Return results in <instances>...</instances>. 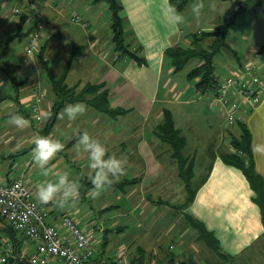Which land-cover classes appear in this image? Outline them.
<instances>
[{
    "label": "crops",
    "instance_id": "obj_1",
    "mask_svg": "<svg viewBox=\"0 0 264 264\" xmlns=\"http://www.w3.org/2000/svg\"><path fill=\"white\" fill-rule=\"evenodd\" d=\"M33 1H37L41 5L44 18L47 21V27L41 40V48H44V59L53 69L54 76L59 78L66 73L65 83L68 87L73 88L77 94L83 93L82 95L86 99L75 103L85 104L87 110L83 115H79L71 121L63 114V121L59 122L63 108L50 132L44 133L41 125L47 117L49 119L57 98L48 73L39 60L38 54L41 51L25 64L28 36L15 37L17 33L24 34L29 31L33 27V21L21 26V16H17L14 21H11L9 17L8 19L2 18L0 20V49L6 48V53L3 57L4 67L0 63V125L5 126V129L0 133H2L1 138L4 142L8 145H15L13 147L17 151H27L29 149L27 145H33L32 148H34L33 140L36 136H48L60 143L69 142L70 147L59 152L60 155L65 156L66 161H69V157L73 161L77 159L89 161L88 154L83 151L82 147L77 148L76 146L78 135L87 131L107 148L109 156L128 159V169L134 172V178H129L131 184L126 185L124 190L112 185L110 188L111 190L118 189L122 192H129V198L134 206L133 210L135 212L142 210L140 212L142 216H140L139 224H137L140 232L130 239L132 244L128 248L125 244L121 247L125 251L127 249L135 251V254L132 252L133 256L137 254L138 249L143 251L145 257L143 264H183L184 261H188L189 264H217L218 262V264H264V222L261 208L255 200L256 194L244 171L240 167L228 164L222 157V154L233 151L231 142L234 137L240 136V129L236 125L228 126L226 109L218 105L213 93L207 97L208 100L204 107L207 108L206 115L209 118L211 116V119L214 120L216 110L219 108L225 117V124L218 131L219 137H221L220 145L218 146V142L215 140L212 143L213 147H208L205 150L208 156L205 165L198 163L197 150L192 151L190 149V152H187L189 149L187 139L185 154L195 158L196 163H198L196 171L201 173L200 178L198 177V180L194 181L197 192L188 212L203 222L208 230L215 234L219 240L221 252L225 256H218L206 243L199 241L196 231L189 228L188 225L187 229L182 231L170 226L174 218L167 215L158 218L154 216V213L163 210V206L174 207L168 201L163 200L162 196L155 197L154 195L157 193L170 196V193L184 192V195H180L182 201H179L178 206L184 205L187 199V190L179 176L178 163L173 159L169 145L159 139L156 130H150V137L147 136V128L150 129L151 127L149 120L153 117L154 112L152 109L153 102L159 101L160 97L166 98L172 91V87L169 89L171 78L169 80L168 74L178 73L167 51L182 46L183 43L184 45L191 43L184 36L187 27L189 29V24L185 21L179 25L172 22L173 10L170 0H120L123 7L121 16L125 37L130 47L133 50L138 49L140 57L146 61V64L142 66L133 59L121 57L116 50L113 43V15L111 21L101 22V17L107 9L104 6L107 4L105 1L27 0L22 8L27 7ZM65 3H70L75 6V9L80 8L86 12L85 15H81L74 11L75 14L72 16V18L76 15L83 16L87 23L86 26L75 23L79 26V29L75 30L76 32L61 30L59 24L61 18L64 17L61 5H65ZM107 6L109 8L108 4ZM175 14L182 15V11L175 12ZM27 25L28 28L25 30ZM211 25L214 28L218 26L215 22ZM214 28L209 32L213 31ZM80 29L86 34L84 42H79L80 36L77 32ZM9 39H13L10 44H8ZM260 48L253 50L255 56ZM63 54L64 68L62 71H57L54 59ZM253 58H250V54H246L245 60H241L240 56L237 55L233 72L235 73L237 68L247 61L250 62L251 59L253 61ZM165 71L168 72L166 78H164ZM259 73L264 78V63L260 65ZM70 79L73 80L71 85H69ZM35 84H42V90L44 89L47 95L41 118L33 115L29 107L31 90L36 86ZM98 85H103L102 91H108L111 109H122L128 112L127 115L140 111L144 113L140 116L143 120L133 123L120 122L115 119L121 115L111 116L95 107L91 102L95 95L83 91L87 87ZM161 91H164L162 95ZM181 92L183 96L193 95L195 97L194 91L191 93V87L188 84L183 85ZM195 92L200 95L197 89ZM163 109L164 107L156 112L155 118L158 123L163 120ZM11 115L23 116L30 121V126L17 128L9 124L8 120ZM172 116L177 129L182 132V129L177 125L174 114ZM243 122L252 133V149L256 170L264 178V93L258 106L244 108ZM192 129L194 130V126ZM33 134L34 136L31 137ZM57 159L55 157L50 165H52L54 173H62ZM13 167L11 164V169L6 170L0 166V180L2 182L7 183L22 179L31 188L33 183H39L37 180L34 181L29 174L30 170L34 168L32 159L23 166L24 170L21 173L13 172ZM89 171L90 169L87 171L88 176H84L81 180L79 192H86L92 188ZM34 187L37 189L36 185ZM130 187L132 189L128 191L127 188ZM32 190L34 192V188ZM136 192L139 193L138 196L135 194ZM52 205L54 203L49 202L48 206L51 207ZM105 207L108 206L103 205L104 209ZM114 208H119V206L116 205ZM146 208H152L149 214ZM172 210L174 211V208ZM61 216L54 214L52 222H57ZM180 219L179 223L184 222L183 216ZM164 220L168 224L165 231H162ZM77 221L81 226L79 220ZM91 222L96 223L89 221L85 225ZM103 227L106 230L103 233L104 241L97 248L96 256L91 264H106L107 261L105 256L109 240L106 233L112 229L107 228L106 225ZM127 227L126 224L121 228H124L121 235L126 232ZM114 233L120 234L118 231ZM187 233L190 234V237L188 235L185 237ZM168 236L173 239L169 248L164 245L165 237L168 238ZM121 247L119 249H122ZM207 253L217 256L218 262H212L208 259ZM132 258L134 257H129L130 264ZM229 258L231 260H228Z\"/></svg>",
    "mask_w": 264,
    "mask_h": 264
},
{
    "label": "rangeland",
    "instance_id": "obj_2",
    "mask_svg": "<svg viewBox=\"0 0 264 264\" xmlns=\"http://www.w3.org/2000/svg\"><path fill=\"white\" fill-rule=\"evenodd\" d=\"M63 2V0H61ZM233 1L235 0H203L204 7L201 11V14L199 18H197L193 12H192V5L197 3L198 0L195 3L188 4L182 11V15L184 13V21L189 24V29L187 27L186 32L184 33V36H186L191 43L189 45H182V47H195L196 44H193L196 39L193 38L194 34H198L201 32H209L214 27H211L213 25L211 24H220L224 18V15L233 7ZM27 0H0V5L2 6L1 12H0V20L3 18L9 17L11 21H14L17 18V15L13 13L14 8H22V5L26 3ZM67 2V1H66ZM31 4H37L38 7L40 4L37 3V1L30 2L27 7L22 8L24 10H29V6ZM93 5V4H92ZM107 9L105 10V14L101 17V22L104 23L106 20H112V13L110 12L107 4H104ZM61 8L64 12V17L61 18L59 27H61V30H70L69 32H76V29H79V26L76 25L71 21L72 16L75 14L74 11L79 12L81 15H85L86 12H83V9L76 8L75 6H72L70 3L65 5H61ZM40 9V8H39ZM43 11V10H42ZM184 11V12H183ZM80 15V16H81ZM223 16V17H221ZM83 18V16H81ZM212 22V23H211ZM183 24V23H182ZM28 25L26 26L25 30H27ZM211 28V29H210ZM215 29V28H214ZM190 30V31H189ZM192 30V31H191ZM103 31V30H102ZM105 32V31H103ZM102 32V33H103ZM78 35L80 36L79 42H84L86 39V34L82 32V30H78ZM44 34V32H43ZM42 34V37H43ZM43 38H41L42 40ZM215 39H204L202 42V49L204 50V53H206V49H208L211 41H214ZM194 41V42H193ZM227 43L237 52V55L240 56L241 60H245L246 54H250V58L256 59L255 53L253 50L260 48L264 46V7H252L242 15H240L235 23L231 26L229 29V32L227 34ZM182 44V43H181ZM40 50H41V42H40ZM258 52V51H257ZM256 52V55H257ZM26 53V52H25ZM254 53V54H253ZM37 54V53H36ZM35 54V55H36ZM37 56V55H36ZM34 57V56H32ZM32 57L27 59V55L24 58V63L27 64L30 62ZM27 59V61H26ZM252 60V59H251ZM250 60V61H251ZM56 65L57 71H62L65 65V59L64 54L62 56H56L54 59ZM247 61L246 63H248ZM200 63L199 59H194L190 63H188L185 68L174 75H169L167 71L166 74H164V78L168 77L169 80L171 78V84L169 85V89L172 87V91L164 97H160L159 101L153 102V117L149 120L150 124L147 128L148 134L147 136L150 137L149 131L150 130H156L158 129V126L160 123L156 121V112L164 107L163 110L170 111V113L175 116V119L177 121V125L179 128L182 129L183 134L188 139V145L189 149H187V152H190V149L192 151L197 150L198 151V163H203L205 165V162L208 161V156L205 153V150L208 147H213L212 143L217 140L218 146L220 145L221 137H219V130H221L224 126L225 117L223 116V113L219 110V108L216 110V118L214 120L211 119V116L209 118L207 113L205 112L207 108H204L206 106L207 98H204V96L196 94V81H189L187 78L188 72H190L193 68H195ZM213 64L216 69V74L221 76L222 78L228 77L233 73V68L236 65V59L235 56L229 52V51H222L221 53H218L215 55ZM241 67V66H239ZM168 74V76H166ZM165 82V81H163ZM73 84V80L70 79L69 85ZM188 84L191 87V93L194 91V96L191 95H185L183 96V93L181 92V89H183V85ZM36 85V84H35ZM163 86V85H162ZM168 89V88H167ZM38 91L39 93L43 94V101L41 103L40 111L38 113H35L33 111V105L36 101L35 98V91ZM164 93V91H161V95ZM190 93V94H191ZM46 92L43 89L42 90V84L36 85L31 90V103L29 105L31 109V113L33 115L38 116V118H41L43 115V108H44V101H46ZM165 96V95H164ZM186 98V99H184ZM188 101V102H185ZM189 103V104H188ZM218 105L221 106L220 103ZM218 106V107H220ZM203 111V112H202ZM52 112V111H51ZM63 114L60 115L59 122L63 119ZM121 115L119 118L115 120H119L120 122H138L142 121L143 119L140 117L142 112H133L131 115ZM226 114V120H227V111H225ZM65 115V114H64ZM108 117V116H107ZM164 118V116H163ZM47 119L43 121L41 128L44 129L45 125L47 123ZM112 119V118H110ZM114 120V119H112ZM212 120V121H211ZM63 121V120H62ZM145 124V123H144ZM0 125V132H3V129H5V126ZM192 126H194V130L192 129ZM229 126V125H228ZM143 128V127H142ZM126 129H128L126 127ZM202 134V135H200ZM43 135V133H42ZM2 133H0V166L4 167L6 170L11 169V164H13V172H22L23 166H25L30 159H32V146L33 145H27L29 148L27 151H17L16 148L13 146L15 145H8L4 142V140L1 138ZM34 134L31 136L33 137ZM227 143V142H226ZM64 145V150H67L70 147L69 142L62 143ZM229 145V144H228ZM31 147V148H30ZM13 148V149H12ZM225 150V147H223ZM14 152L13 154H11ZM186 153V149L184 151ZM56 158H58V165H60L62 173H67L69 176V179L73 180V182L77 183L79 186L81 184V180L84 176H88V169H89V161H84L82 159H77L76 161L70 160L66 161L64 155H60L58 153L56 155ZM200 158V159H199ZM127 161L126 169H128V159H125ZM52 162V161H50ZM196 163V165L198 164ZM52 165H48L52 169V173L50 175L53 176H43L42 170L39 169L35 164L34 168L30 170L29 174L31 177H33L34 181L37 180L39 183L43 181H50V182H57L58 176L56 173H54ZM203 171V170H200ZM126 174L118 181H115L112 185L116 183H123L127 180H130L129 178H134V172L131 169H128L125 171ZM55 174V175H54ZM201 173L199 174L198 171H196V178L194 181L196 182L198 180V177L200 178ZM39 183H36L32 185V188H34V198L39 200L37 197V189L34 187L37 186ZM89 185V184H88ZM92 185V184H91ZM80 188V187H79ZM85 188V187H84ZM144 188V187H143ZM142 188V190H144ZM132 188H127L128 191H130ZM88 189L86 192H79V198L75 202V204H66L64 207L58 206L56 203L50 207V211L52 215L58 214L61 216L63 213L69 214L76 220H79V222L82 224L81 226L84 227L85 224L89 221L96 222L95 224H98L99 226L106 225L107 228H111L110 232L108 233V247L106 250V256L105 259H113L115 261V253L118 251H124L127 256V259L125 262H122L121 264H130L129 263V257H135L132 255V252L135 251L131 249H127L125 251L124 248L121 246L123 244L130 246L132 244L131 238L134 237L135 234H137L139 231V227L137 224H139L140 216L142 214L141 211H134V206L132 205V201L129 198V192H122L118 189L111 190L110 187H106L105 190H103L98 198H92L89 195ZM143 192V191H142ZM145 192V191H144ZM138 196V192L135 193ZM184 195V192H176L174 194H169L170 196H167L164 193H157L156 196H162L163 200L168 201L172 206H178L180 203L179 201H182L180 199V195ZM103 205H107L108 207L103 208ZM116 205L119 206V208H114ZM114 206V207H113ZM110 208V209H109ZM161 209V208H160ZM170 206H163V210H161L158 213H154L155 218H158L159 216H170L174 218L172 225V228H179L182 231H185L187 229V223L180 222L181 215L180 213L176 212V210H171ZM145 210V208H144ZM152 208H146L147 213L151 212ZM53 216L50 218V221L53 220ZM91 219V220H90ZM166 220L163 221V230L165 231L166 225L168 224ZM127 224L126 232L121 235V232H118L120 234L114 233L117 231L118 227L122 228L124 225ZM175 228V229H176ZM124 229V228H123ZM160 231V229H158ZM106 231V230H105ZM165 233V232H164ZM189 233V232H188ZM186 234L190 237V234ZM125 240V241H124ZM173 239L168 236L165 237L164 245L169 248L171 245V241ZM104 239L102 238L103 242ZM100 246L97 245V248ZM121 247L122 249H119ZM131 248V247H130ZM118 249V250H117ZM121 253V252H120ZM137 256V255H136ZM207 258L210 259L212 262H218L217 256H213L211 254L207 253ZM219 263V262H218ZM217 263V264H218Z\"/></svg>",
    "mask_w": 264,
    "mask_h": 264
},
{
    "label": "trees",
    "instance_id": "obj_3",
    "mask_svg": "<svg viewBox=\"0 0 264 264\" xmlns=\"http://www.w3.org/2000/svg\"><path fill=\"white\" fill-rule=\"evenodd\" d=\"M102 1H105L109 5V8L113 13V43L115 44L116 50L120 53L121 57H128L130 59H133L137 62L138 65L142 66L146 64V61L140 57L139 50H133L127 43L124 33L123 18L121 16L123 7L120 4V0ZM193 1L195 0H170V4L172 10H174L175 12H179ZM254 6L264 7V0L233 1V7L224 15L222 22L218 24V26L213 31L207 33L201 32L193 35V38L196 39L195 42L193 41V44H196L195 47L189 46L185 48L182 46H178L167 51L168 56L173 60V65L176 72L182 71L185 66L192 60H200V63L190 72H188L187 78L189 81H196V89L198 92H201L202 95H205L208 91L217 93L219 86V75L216 74V69L213 64L214 57L216 54L221 53L224 50L231 52L235 57H237V52L233 50V48L226 41L227 34L231 26L235 23L236 19ZM39 7L42 10L41 5H39ZM19 9H21L22 11L21 14L17 15L21 16L20 25L23 26L24 24L28 22L31 23L33 21V27L24 34L17 33L15 37H26L29 36L30 33L34 30L37 23L43 21L44 14L43 11L41 14L42 16H40L38 14H34V12L30 9L27 11L22 8ZM44 20L46 21L45 18ZM46 27L47 21L45 29ZM207 38L215 40L211 41L208 49H206V53H204L201 45L204 39ZM12 40L13 39H9L8 44H10ZM40 51V53L38 54L39 60L44 66L45 71L48 73L49 79L52 83L53 91L57 98L51 115L44 128V133H49L53 126L56 124L61 110L67 104L83 101L86 98L84 95H82L83 93L77 94L73 88L68 87V85L65 83L66 73H64L59 78L54 76L53 69L44 59V48L42 47ZM258 52L264 54V46H262L258 50ZM5 53L6 48H4L3 50L0 49V63L2 64V67H4L3 57ZM243 65L244 64H242V66ZM103 88V85L90 86L87 87L83 92H88L95 95L91 102L99 110H102L105 113L110 114L111 116L125 114L127 111H124L122 109H111L110 95L107 90L102 91ZM163 114L164 118L159 124L156 132L159 139L169 145L173 159L178 163L179 176L187 190V199L184 205L174 206L172 208H174L176 212L180 213V215L184 217L189 228L196 231L199 241L206 243L208 247L218 256L224 257L225 255H223V253L221 252L219 240L217 239L215 234L212 231L208 230L203 222L194 218V216H192L188 212V209L193 202L197 192L194 182L196 173V160L194 157L187 156L185 154L184 149L187 144V138L179 129H177L174 118L170 111L164 110ZM236 126H238L240 129V136L234 137L232 139L231 144L233 147V151L222 154V157L228 164L240 167L244 171L252 189L256 194L255 200L261 208L264 222V178L256 170L252 149V133L243 121L238 122ZM129 184H131V181L127 180L123 183H116L112 186H116L121 190H124V187ZM48 204L49 203H47L46 205ZM122 230L123 229L119 227L117 229L118 232H121ZM7 232L10 235L14 234V232L10 228H7ZM142 252L143 251H141L140 249L137 250V256L135 255V257L131 259V264H143L145 257ZM228 260H231V258H229ZM106 264L120 263L113 261V259H109L106 261ZM183 264H189V262L184 261Z\"/></svg>",
    "mask_w": 264,
    "mask_h": 264
},
{
    "label": "built area",
    "instance_id": "obj_4",
    "mask_svg": "<svg viewBox=\"0 0 264 264\" xmlns=\"http://www.w3.org/2000/svg\"><path fill=\"white\" fill-rule=\"evenodd\" d=\"M37 4L29 9L42 16ZM19 15L21 9L14 8ZM74 23H87L80 15L72 18ZM46 21L36 24L27 39V59L40 51V42ZM26 59V61H27ZM264 54L257 52L256 59L238 67L230 76H218V91L215 100L227 111V123L235 126L243 121V110L255 108L263 98L264 78L260 75V65ZM202 95L201 92H198ZM212 92H206L205 98ZM36 101L33 111H40L43 94L35 91ZM50 207L34 198L33 190L22 179L4 183L0 180V264H91L97 245L101 244L104 227L88 223L84 227L69 214L62 215L57 222L50 221ZM10 228L14 234L7 232ZM121 252V253H120ZM126 253L118 251L115 261L125 262Z\"/></svg>",
    "mask_w": 264,
    "mask_h": 264
},
{
    "label": "clouds",
    "instance_id": "obj_5",
    "mask_svg": "<svg viewBox=\"0 0 264 264\" xmlns=\"http://www.w3.org/2000/svg\"><path fill=\"white\" fill-rule=\"evenodd\" d=\"M204 7L203 0H198L192 5L193 14L199 18ZM172 22L179 25L184 22V17L175 14L173 10ZM87 107L83 103L67 104L63 113L67 118L75 120L79 115H83ZM8 123L17 127L25 128L30 126V121L21 115H11ZM32 160L34 164L42 170V175L47 177L52 173L48 167L59 152H62L64 145L58 140L48 136H36L33 140ZM77 148L83 149L88 154L89 160V179L92 188L89 195L98 198L106 187H110L120 177L125 175L127 161L115 156H109L107 148L97 139L93 138L87 131L78 135ZM57 182L43 181L37 185V197L42 203H56L60 207L66 204H75L79 198V185L69 179L67 173H56Z\"/></svg>",
    "mask_w": 264,
    "mask_h": 264
}]
</instances>
